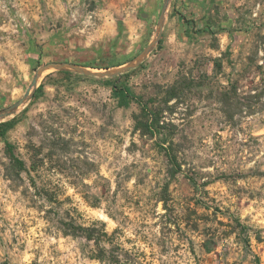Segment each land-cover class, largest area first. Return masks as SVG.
Masks as SVG:
<instances>
[{"label":"rangeland","instance_id":"rangeland-1","mask_svg":"<svg viewBox=\"0 0 264 264\" xmlns=\"http://www.w3.org/2000/svg\"><path fill=\"white\" fill-rule=\"evenodd\" d=\"M39 2L0 0V112L33 91L0 120H16L6 140L24 162L0 137V264H114L62 232L68 211L103 221L122 264H264V0H71L50 22ZM165 7L137 66L51 68L32 85L50 62L136 60ZM116 81L161 131L144 134Z\"/></svg>","mask_w":264,"mask_h":264},{"label":"trees","instance_id":"trees-1","mask_svg":"<svg viewBox=\"0 0 264 264\" xmlns=\"http://www.w3.org/2000/svg\"><path fill=\"white\" fill-rule=\"evenodd\" d=\"M43 87V86H42ZM113 90L115 95L120 99L121 103L124 105L129 100H136L142 106V116L144 118V124H141V129H143L144 134H154L161 131L163 127L161 124L160 112L157 110L151 111L149 104L146 100L137 94H135L132 89L125 84H118L116 81L113 84ZM41 89V88H40ZM176 87L171 86L169 92L170 97L175 95ZM234 91H237L234 89ZM228 100L231 96L227 95ZM16 123V120H8L0 123V137L6 140L7 131L12 128ZM8 149L11 152V157L13 159L14 166L22 170L24 168V162L20 160L13 151V145L6 140ZM174 141L171 140L170 144L166 147V155L169 160L171 173L175 174L177 171L182 170L181 156L178 151L174 148ZM40 193V192H39ZM238 225H242L241 223ZM59 227L66 236L80 237L86 239L88 242L93 243L92 253L89 255L90 258L98 259L102 262H111L114 264H122V259L118 256V251L113 245L114 234L109 233L106 228V224L101 220H96L90 224H85L80 222L75 216L71 214L70 211L67 212L66 216H63L62 220L59 222ZM112 244V246H108ZM247 247L251 246V238L248 237L245 241ZM135 264V263H130ZM257 264H261L260 258L257 256Z\"/></svg>","mask_w":264,"mask_h":264},{"label":"water","instance_id":"water-1","mask_svg":"<svg viewBox=\"0 0 264 264\" xmlns=\"http://www.w3.org/2000/svg\"><path fill=\"white\" fill-rule=\"evenodd\" d=\"M165 10H166V7L164 8V10L162 12L161 22H160L161 30H160L158 38H156V40H154L152 43H150L149 46L136 58V60H134V61H132V62H130L124 66H121L119 68H116L114 70H104V71L103 70L93 71V70H90L88 67H85V66H82L79 64H75V63H70V62H50V63H47V64L41 66L37 70V74L33 80L32 85L36 86L37 81H38L40 75L42 74V72H44L45 70L51 69V68L74 69V70H77L81 73L88 74V75H95V76H116V75H120V74L128 71L129 69L137 66L146 57V55L149 53L151 48L160 40V38L162 36V28H163V20H164ZM32 95H33V91H32V87H30L21 99H19L13 105L7 107L6 109H4L0 112V120L5 118L8 115L14 113L17 109H19V107L24 105L31 98Z\"/></svg>","mask_w":264,"mask_h":264},{"label":"crops","instance_id":"crops-1","mask_svg":"<svg viewBox=\"0 0 264 264\" xmlns=\"http://www.w3.org/2000/svg\"><path fill=\"white\" fill-rule=\"evenodd\" d=\"M39 8L44 11L45 21L50 22L52 18L62 17L64 12L68 9V2L71 0H39ZM127 3V1H125ZM53 16V17H52Z\"/></svg>","mask_w":264,"mask_h":264}]
</instances>
